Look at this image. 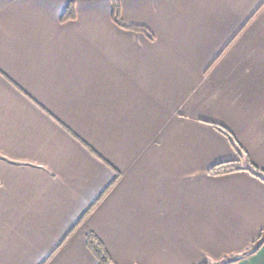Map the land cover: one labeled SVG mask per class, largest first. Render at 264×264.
Masks as SVG:
<instances>
[{"label":"crops","instance_id":"1","mask_svg":"<svg viewBox=\"0 0 264 264\" xmlns=\"http://www.w3.org/2000/svg\"><path fill=\"white\" fill-rule=\"evenodd\" d=\"M262 178L264 0H0V264H224Z\"/></svg>","mask_w":264,"mask_h":264},{"label":"trees","instance_id":"2","mask_svg":"<svg viewBox=\"0 0 264 264\" xmlns=\"http://www.w3.org/2000/svg\"><path fill=\"white\" fill-rule=\"evenodd\" d=\"M73 16H74L73 8L71 6L68 9V11H67V13H66V15H65L63 20L67 21L69 18H72ZM114 21L117 24H119V25H121L123 27L129 28V29H134V30H137V31L143 30L142 28H139V27H127V26H124L121 23V20H120V17H119V11H118V7L117 6L115 7V10H114ZM224 132H226V131H224ZM241 170L251 171L256 176L261 177L259 174H257L255 171H253L251 168H242L241 166H239L235 162L222 163V164L215 165L214 167H212L210 169V174H212L214 176H222V175H226V174H229V173H232V172H236V171H241ZM262 179L264 180V178H262ZM263 245H264V237L262 235L254 243L252 248L246 254H244L241 258H238L236 260L228 261V262H226L224 264L234 263L236 261H239L240 259H243V258H246L248 256H251V255L255 254ZM88 246L94 252V254L97 256L99 264H110L111 263V258L108 255L107 250L105 249L103 244L100 242V240H98V238L96 236L91 235L89 237Z\"/></svg>","mask_w":264,"mask_h":264}]
</instances>
